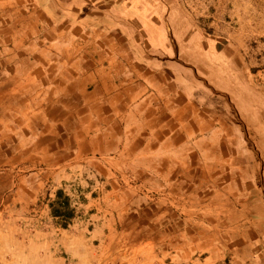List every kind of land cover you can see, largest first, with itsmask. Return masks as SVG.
I'll use <instances>...</instances> for the list:
<instances>
[{
  "label": "crops",
  "instance_id": "1",
  "mask_svg": "<svg viewBox=\"0 0 264 264\" xmlns=\"http://www.w3.org/2000/svg\"><path fill=\"white\" fill-rule=\"evenodd\" d=\"M157 1L0 0V114L28 160L84 164L106 209L151 211L184 256L233 243L228 257L264 264V158L240 136L264 130L256 89Z\"/></svg>",
  "mask_w": 264,
  "mask_h": 264
},
{
  "label": "rangeland",
  "instance_id": "2",
  "mask_svg": "<svg viewBox=\"0 0 264 264\" xmlns=\"http://www.w3.org/2000/svg\"><path fill=\"white\" fill-rule=\"evenodd\" d=\"M161 13H173L184 31L191 27L209 41L225 45L239 57L241 75L257 92L258 112H264V0H158ZM175 14V15H174ZM16 115L0 114V264H242L228 257L233 243H208L184 256V246L158 240L151 211L106 209L104 179L87 168L52 167L28 160L18 135ZM242 139L256 137L258 158H264V130L241 128ZM262 140V141H261ZM30 148V147H29ZM30 153V150H29ZM35 158V156H33ZM263 169V165H262ZM61 191V197L57 192ZM68 199V220L52 209ZM145 223L144 225L138 224ZM65 226H62L64 225ZM146 239V240H142ZM173 244V247H170ZM181 244V243H180ZM219 247V257L215 247ZM174 246L176 250H174ZM197 247V244H195ZM221 248V249H220ZM224 249V250H223ZM241 252V251H239ZM190 254V253H189Z\"/></svg>",
  "mask_w": 264,
  "mask_h": 264
},
{
  "label": "trees",
  "instance_id": "3",
  "mask_svg": "<svg viewBox=\"0 0 264 264\" xmlns=\"http://www.w3.org/2000/svg\"><path fill=\"white\" fill-rule=\"evenodd\" d=\"M56 194L58 197H61L62 192L58 191ZM59 204L60 205L58 207L52 209V216L63 219L64 221L68 220L73 214V211L68 209L69 208L68 199L65 198L64 201ZM62 226H65V223Z\"/></svg>",
  "mask_w": 264,
  "mask_h": 264
}]
</instances>
